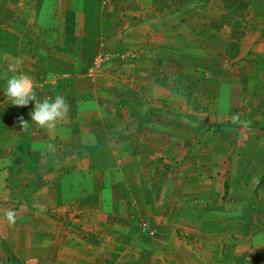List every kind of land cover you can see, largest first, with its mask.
Masks as SVG:
<instances>
[{
    "label": "rangeland",
    "instance_id": "1",
    "mask_svg": "<svg viewBox=\"0 0 264 264\" xmlns=\"http://www.w3.org/2000/svg\"><path fill=\"white\" fill-rule=\"evenodd\" d=\"M48 1L0 0V264H264V0ZM79 20L84 100L58 90ZM17 59L70 105L55 128L9 105ZM78 128L98 147L73 158L54 139ZM141 132L161 141L135 157Z\"/></svg>",
    "mask_w": 264,
    "mask_h": 264
},
{
    "label": "crops",
    "instance_id": "2",
    "mask_svg": "<svg viewBox=\"0 0 264 264\" xmlns=\"http://www.w3.org/2000/svg\"><path fill=\"white\" fill-rule=\"evenodd\" d=\"M40 1L41 0H38V3H40ZM49 4H50V2L48 0H46V2H43L42 5H39L40 11L44 7V10H45L44 13H45L47 5H49ZM35 9H36V7L34 5L28 6V10L31 11L32 14H33ZM49 20H51V19L49 17H46V18H43V20L41 22H42V24H45ZM79 22H80V20H79ZM66 23H69V21H66ZM72 25H74V22L72 23ZM72 25H65L63 23V26H62V29L64 30V32H63L64 36L67 35V33H72L73 41L71 44L68 45V46H70V49L67 51L68 55L63 56L62 57L63 59L60 60L61 65H59V67L63 68L69 75H67V78H68L67 83L61 89H58V90H60V92H67L68 95L71 97L73 94H75L76 97H78L80 95L83 97L82 99L84 100L85 97H87L86 96L87 91H90V89L92 87H91V85L88 84V80H86L83 77H78L75 74L77 72H81V69L84 67V63H85L84 61L88 59L86 57V55H88L93 49L96 50L95 46L97 45V43L92 44L89 39H87V42L85 41L86 38H84L82 36L84 34L83 30L85 29V27H82L81 22L78 23V25L76 24L77 32H75V34H73V32H72L74 29V27ZM41 27H42V25L40 26V28ZM211 27H219V25L212 24V22H211ZM61 38L63 40L64 37L62 35L61 36L59 35L60 40H61ZM35 46L36 45H34V47ZM37 51H39L41 53L42 49L37 48ZM45 59H47V57H45ZM89 61H91V60H89ZM70 63H72V64H70ZM54 67H55V65H54ZM125 67L127 68L128 66H125ZM50 73L51 72H49L47 75L49 76ZM51 78L53 79V77H51ZM76 97H74V98H76ZM104 116H105V121L107 122V125H109L111 128L108 130L104 129V131H102V129H101L100 132L106 134V139H105L106 141L105 142L109 143V137H110V139H113L112 135L114 134V136H115V132L119 131L122 127L119 126L120 123H119L118 119H115L113 117V115H111V116L108 115V111H105ZM93 133L94 132L88 133V131L86 129L80 130L78 128V129H74L73 131H71L65 137L62 136L63 137L62 139L56 135L57 138H55L54 140L58 141V144L60 142L62 148L63 147L66 148V150H64L65 152H70L69 157L72 156L73 158H77V157H80V154H82V153H83V155H86L87 151L89 154H91L92 152H94V153L96 152L97 147H98L97 141H96L97 136L94 137ZM136 137H137L136 138V142H137L136 146L138 147V152H137L138 154H136L135 157L140 156L139 150L146 151V152H152L153 148L156 147V143L161 141V138H160L161 136L152 140V139H150V136H148V134H145L143 132L138 134ZM180 137L188 138L189 133L184 132V133L180 134ZM117 142H119L121 144L120 140ZM93 145H95V147H93ZM151 145H155V146L150 149L149 147ZM52 146H53V144H52ZM117 146L119 147V145H117ZM159 146L163 147L164 149H167L174 156H177V154L182 150V148L186 147L185 145L176 146V142L173 145H171V144L163 145L162 144ZM58 150H59V146H58ZM222 153H223V150L221 151V155H222ZM144 163L142 164V166H144ZM60 171L62 172V174L66 175L68 172H70L72 170H70V168H67V171H65V172H64V169L60 170ZM253 177L255 178V176H252V178ZM153 181H154V179H153ZM262 183H264V180ZM196 190H198L199 192L201 191V189H199V187H197Z\"/></svg>",
    "mask_w": 264,
    "mask_h": 264
},
{
    "label": "clouds",
    "instance_id": "3",
    "mask_svg": "<svg viewBox=\"0 0 264 264\" xmlns=\"http://www.w3.org/2000/svg\"><path fill=\"white\" fill-rule=\"evenodd\" d=\"M22 63L21 59H17L14 64L9 65L8 71L13 75L6 80L4 95L11 106L26 107L30 102L34 104V109L30 113V122L21 118V126L26 128L29 123H34L40 128L53 129L58 121L67 116L70 105L62 95L46 97L43 100L37 99L32 79L19 71ZM238 120V116H233L234 122ZM5 217L10 224L16 222V214L12 210L7 211Z\"/></svg>",
    "mask_w": 264,
    "mask_h": 264
},
{
    "label": "trees",
    "instance_id": "4",
    "mask_svg": "<svg viewBox=\"0 0 264 264\" xmlns=\"http://www.w3.org/2000/svg\"><path fill=\"white\" fill-rule=\"evenodd\" d=\"M263 181V180H262Z\"/></svg>",
    "mask_w": 264,
    "mask_h": 264
}]
</instances>
